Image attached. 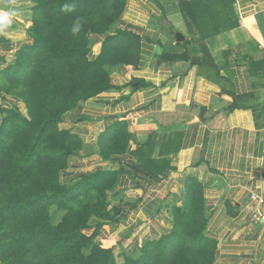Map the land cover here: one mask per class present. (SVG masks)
Wrapping results in <instances>:
<instances>
[{"label":"crops","instance_id":"1","mask_svg":"<svg viewBox=\"0 0 264 264\" xmlns=\"http://www.w3.org/2000/svg\"><path fill=\"white\" fill-rule=\"evenodd\" d=\"M33 6L32 0H0L5 65L33 43L27 34ZM228 9L234 12L229 24L239 26L225 31L224 21L217 33L212 24ZM121 31L141 39L138 67L112 65L114 88L65 114L60 127L84 146L62 181L105 166L100 137L123 120L134 137L132 149L170 168L153 184L123 174L111 198L141 199L140 205L102 226L97 241L119 248L116 260L123 263L170 230V206L182 205L186 183L195 178L208 202L207 234L218 242L215 264H264V220L254 223L251 212L252 194L264 199V0H127L110 34ZM103 40L94 37L92 60ZM187 56L190 62L176 59ZM14 107L27 112L20 100L0 95V124L1 110ZM260 210L264 217V204Z\"/></svg>","mask_w":264,"mask_h":264},{"label":"trees","instance_id":"2","mask_svg":"<svg viewBox=\"0 0 264 264\" xmlns=\"http://www.w3.org/2000/svg\"><path fill=\"white\" fill-rule=\"evenodd\" d=\"M32 1L27 34L33 43L12 64L0 57V95L20 100L27 109L26 114L19 107L1 110L0 264H215L218 242L207 234L208 202L203 183L195 178L186 183L182 205L170 206V230L146 241L137 254L118 263L114 248L97 241L102 226L114 223V215L121 217L122 201L111 198L121 176L153 184L170 167L144 157L139 147L133 150L134 137L123 120L100 137L98 153L106 165L64 183L62 174L84 143L60 125L66 113L114 88L112 65L138 67L141 39L130 31L110 34L127 0ZM226 12L212 24L217 33L224 21L225 31L239 26L229 24L232 9ZM94 37L104 40L100 56L92 60ZM176 59L191 61L189 56ZM52 207L66 211L56 225ZM91 228L95 233L88 236Z\"/></svg>","mask_w":264,"mask_h":264},{"label":"rangeland","instance_id":"3","mask_svg":"<svg viewBox=\"0 0 264 264\" xmlns=\"http://www.w3.org/2000/svg\"><path fill=\"white\" fill-rule=\"evenodd\" d=\"M27 1H30V0H27ZM32 3H33V1H32ZM34 6H35V4H34ZM31 20H32V17H31ZM90 59H91V54H90ZM114 199L122 201L123 209L121 212V216L126 215L128 213H132L133 211H135L136 210L135 206L138 205L137 206V208H138L140 205V201H141V199H137V200L136 199H117V196H115ZM49 214L51 216L52 223L54 225H56L62 220L63 216L66 214V211H61V210H58L57 207H52L49 211ZM113 217H114V219L110 220V221L115 222L117 216L114 215ZM150 222H152V221H150ZM85 232L88 236H91L93 233H95V229L91 228V229L86 230ZM97 234H98V236H97V240H98L99 236L101 235V229L97 232ZM119 250H120L119 248L114 250L115 258L120 256Z\"/></svg>","mask_w":264,"mask_h":264},{"label":"built area","instance_id":"4","mask_svg":"<svg viewBox=\"0 0 264 264\" xmlns=\"http://www.w3.org/2000/svg\"><path fill=\"white\" fill-rule=\"evenodd\" d=\"M242 17V15H240ZM251 199L256 203V206L251 209L252 221L254 223H260L264 220L260 207L264 204V199L256 194H252Z\"/></svg>","mask_w":264,"mask_h":264},{"label":"water","instance_id":"5","mask_svg":"<svg viewBox=\"0 0 264 264\" xmlns=\"http://www.w3.org/2000/svg\"><path fill=\"white\" fill-rule=\"evenodd\" d=\"M176 37H177V41L178 42H183L185 40V38L183 37V35L181 33H177ZM193 62L198 64L200 62V59L199 58H194Z\"/></svg>","mask_w":264,"mask_h":264},{"label":"clouds","instance_id":"6","mask_svg":"<svg viewBox=\"0 0 264 264\" xmlns=\"http://www.w3.org/2000/svg\"><path fill=\"white\" fill-rule=\"evenodd\" d=\"M79 25H80V22H79V20H77L76 21V25L73 27V32L74 33L77 32V31H79Z\"/></svg>","mask_w":264,"mask_h":264}]
</instances>
